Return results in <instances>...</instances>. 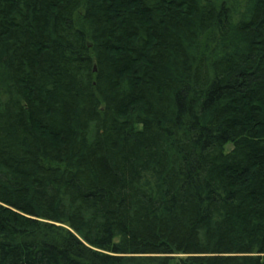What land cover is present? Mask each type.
I'll list each match as a JSON object with an SVG mask.
<instances>
[{
  "label": "trees",
  "instance_id": "16d2710c",
  "mask_svg": "<svg viewBox=\"0 0 264 264\" xmlns=\"http://www.w3.org/2000/svg\"><path fill=\"white\" fill-rule=\"evenodd\" d=\"M0 264H264V0H0Z\"/></svg>",
  "mask_w": 264,
  "mask_h": 264
}]
</instances>
